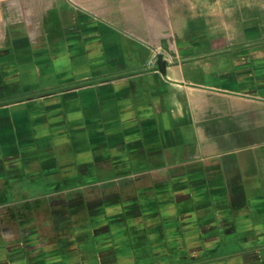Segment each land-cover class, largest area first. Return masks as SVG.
<instances>
[{
  "label": "crops",
  "instance_id": "obj_1",
  "mask_svg": "<svg viewBox=\"0 0 264 264\" xmlns=\"http://www.w3.org/2000/svg\"><path fill=\"white\" fill-rule=\"evenodd\" d=\"M262 19L0 0V264H264Z\"/></svg>",
  "mask_w": 264,
  "mask_h": 264
},
{
  "label": "rangeland",
  "instance_id": "obj_2",
  "mask_svg": "<svg viewBox=\"0 0 264 264\" xmlns=\"http://www.w3.org/2000/svg\"><path fill=\"white\" fill-rule=\"evenodd\" d=\"M215 1H216V0H215ZM213 2H214V1H213ZM262 21H263V23H264V19H262ZM260 36H261V37H264V35H263V36L260 35ZM24 96H25V94H24L22 91H20L18 97L21 98V97H24ZM18 97H17V98H14V99H13V98H12V99L10 98L8 101H11V100H12V101L17 100V99H19ZM1 170H2V168H0V175L2 174V171H1ZM32 186L35 188L34 184H33ZM23 187H25V185H24ZM4 189H5V180L1 179V177H0V192L3 191ZM42 189H44V188L41 187V189H39V187H38L37 190H36V188H35V189L32 188L31 191H32V190H33V191H34V190H35V191H39V190H42Z\"/></svg>",
  "mask_w": 264,
  "mask_h": 264
},
{
  "label": "trees",
  "instance_id": "obj_3",
  "mask_svg": "<svg viewBox=\"0 0 264 264\" xmlns=\"http://www.w3.org/2000/svg\"><path fill=\"white\" fill-rule=\"evenodd\" d=\"M30 195H21V196H15L13 198L10 197V195H0V205L9 203L11 201H17V200H25L29 197Z\"/></svg>",
  "mask_w": 264,
  "mask_h": 264
},
{
  "label": "water",
  "instance_id": "obj_4",
  "mask_svg": "<svg viewBox=\"0 0 264 264\" xmlns=\"http://www.w3.org/2000/svg\"><path fill=\"white\" fill-rule=\"evenodd\" d=\"M157 67L159 72L163 75L166 76V68H167V62L164 59V55L163 54H159L157 56Z\"/></svg>",
  "mask_w": 264,
  "mask_h": 264
}]
</instances>
